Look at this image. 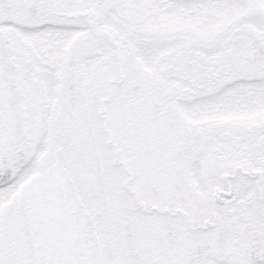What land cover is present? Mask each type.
<instances>
[{"label": "snow or ice", "instance_id": "snow-or-ice-1", "mask_svg": "<svg viewBox=\"0 0 264 264\" xmlns=\"http://www.w3.org/2000/svg\"><path fill=\"white\" fill-rule=\"evenodd\" d=\"M0 264H264V0H0Z\"/></svg>", "mask_w": 264, "mask_h": 264}]
</instances>
